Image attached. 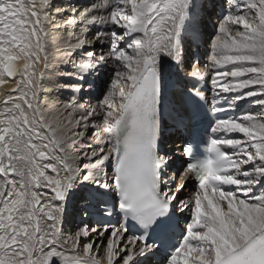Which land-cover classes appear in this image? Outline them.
I'll use <instances>...</instances> for the list:
<instances>
[{
    "label": "snow or ice",
    "instance_id": "6c2138e0",
    "mask_svg": "<svg viewBox=\"0 0 264 264\" xmlns=\"http://www.w3.org/2000/svg\"><path fill=\"white\" fill-rule=\"evenodd\" d=\"M226 3L209 38L210 111L224 115L204 127L195 84L169 98L208 75L201 0H0V86L16 80L0 97V264H264V0ZM49 25L65 34L50 41ZM86 86L96 105L57 99ZM244 101L258 110L232 114ZM165 115L189 133L175 171ZM78 186L95 202L83 216L108 222L66 235Z\"/></svg>",
    "mask_w": 264,
    "mask_h": 264
},
{
    "label": "bare ground",
    "instance_id": "6f19581e",
    "mask_svg": "<svg viewBox=\"0 0 264 264\" xmlns=\"http://www.w3.org/2000/svg\"><path fill=\"white\" fill-rule=\"evenodd\" d=\"M90 2H91V0H71V3L75 4L78 7L79 6H87ZM57 19L59 21V18H57ZM48 31L50 33V36H49L50 41H57L61 36H63L65 34L63 32H57L55 29H53L51 27V25L48 26ZM92 33H94V30H93V27L90 26L88 39L92 38ZM87 50L88 49H84L83 51H87ZM96 50L99 51V48L97 47ZM49 51L51 53H54L57 57H59V53L56 52V47H55V45L53 43H50ZM81 55H82V52L74 53L71 59L73 61H75L76 63H79ZM52 63L56 65L57 71L60 72V73H67L69 71H72V68L70 66H67V67L64 66L60 59H55V60L52 61ZM22 64H23V61L20 62V65H22ZM15 84H16V80L15 79H10L7 84H5L3 86H0V97H2L5 94H8L9 90H11L12 88L15 87ZM56 96H57V99L61 103H67V102H69L70 99H72L71 95H70V91H60V92H58L56 94ZM79 103H88V104H91V105H96L97 104V103H91L89 101H86L85 98H81ZM253 110H255L254 105H253ZM90 134H91V129H89V135ZM180 145L181 144H177L176 147L179 148ZM75 154L76 153L74 152L73 155H75ZM84 162L86 163L87 161H84ZM77 193L74 192L72 195H70V197H69V199L67 201V204H72L71 202L73 201L74 196ZM78 201L80 202V199H78ZM70 216L71 215L65 213V220H64L63 230H64V233L66 235L72 234L74 232V230H72L70 228V223L68 221ZM101 247H103V245H101Z\"/></svg>",
    "mask_w": 264,
    "mask_h": 264
},
{
    "label": "rangeland",
    "instance_id": "374dc122",
    "mask_svg": "<svg viewBox=\"0 0 264 264\" xmlns=\"http://www.w3.org/2000/svg\"><path fill=\"white\" fill-rule=\"evenodd\" d=\"M79 189H80V187L78 186V188H77V190L75 192L77 193L78 191H80Z\"/></svg>",
    "mask_w": 264,
    "mask_h": 264
}]
</instances>
